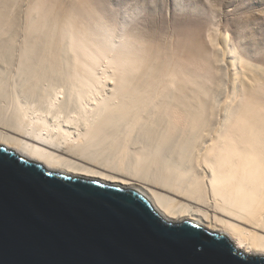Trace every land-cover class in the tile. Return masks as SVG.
<instances>
[{"label":"bare ground","instance_id":"6f19581e","mask_svg":"<svg viewBox=\"0 0 264 264\" xmlns=\"http://www.w3.org/2000/svg\"><path fill=\"white\" fill-rule=\"evenodd\" d=\"M56 1L29 4L22 42H0V144L53 171L133 189L167 217L264 255V68L225 43L232 87L218 103L215 41L192 30L169 45L136 42L97 11L83 21L82 5L59 11ZM6 13L0 35L15 37Z\"/></svg>","mask_w":264,"mask_h":264},{"label":"water","instance_id":"95a60500","mask_svg":"<svg viewBox=\"0 0 264 264\" xmlns=\"http://www.w3.org/2000/svg\"><path fill=\"white\" fill-rule=\"evenodd\" d=\"M0 264H264L137 191L53 171L0 144Z\"/></svg>","mask_w":264,"mask_h":264},{"label":"rangeland","instance_id":"374dc122","mask_svg":"<svg viewBox=\"0 0 264 264\" xmlns=\"http://www.w3.org/2000/svg\"><path fill=\"white\" fill-rule=\"evenodd\" d=\"M58 1L59 3L63 2V4H58ZM64 1H56L57 10H69L70 6L76 7L82 5V11H79V13L81 14L84 11L81 15L83 21H86V18L88 19V17L83 18L89 9L95 10L100 18L109 26H117V29L120 27V29L124 28V34L127 33L128 35L129 33L132 37H138L136 42H139L141 38L145 37L154 39L153 42L159 46L163 42L169 45L167 44L168 41L175 42L180 40L183 38L182 32L188 33L192 30L201 34V38L203 37V41L201 39V42L215 41L213 48L220 55L219 75H222L219 79V81H222L217 82L220 93H222L219 95L220 99L218 98V103L224 101L225 95L231 91L232 87L229 76L227 75L228 72L232 74L230 70L231 66L227 64L230 58L229 56H224L223 53L225 43L237 48L239 55L244 60L264 68V0ZM35 2L36 0H0V10L3 9L7 12L6 20L10 17L17 18V25L14 30L16 36L11 37V32L6 33L7 31H3L0 35V42H22L24 34L22 27L25 14L27 11H30L32 4L35 5ZM54 8L56 7L54 6ZM115 14H119V16ZM124 19L126 22L122 21ZM208 36L210 37L208 38ZM170 47L171 49L173 48L172 50H175L173 46L170 45ZM102 68L97 69L101 70ZM45 87L42 85L41 89L44 90Z\"/></svg>","mask_w":264,"mask_h":264}]
</instances>
